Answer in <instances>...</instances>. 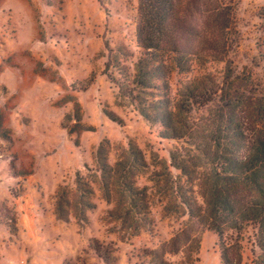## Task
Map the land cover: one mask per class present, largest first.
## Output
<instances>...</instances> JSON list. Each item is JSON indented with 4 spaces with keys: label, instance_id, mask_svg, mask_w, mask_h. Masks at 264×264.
<instances>
[{
    "label": "rangeland",
    "instance_id": "1",
    "mask_svg": "<svg viewBox=\"0 0 264 264\" xmlns=\"http://www.w3.org/2000/svg\"><path fill=\"white\" fill-rule=\"evenodd\" d=\"M225 1L233 19L224 65L259 82L264 0ZM136 8L0 0V264H181L166 242L184 219L165 214L170 189L151 179L179 142L160 137L118 87L140 55ZM142 185L154 187L150 207H128L131 187ZM189 264H222L214 232L201 233Z\"/></svg>",
    "mask_w": 264,
    "mask_h": 264
},
{
    "label": "trees",
    "instance_id": "2",
    "mask_svg": "<svg viewBox=\"0 0 264 264\" xmlns=\"http://www.w3.org/2000/svg\"><path fill=\"white\" fill-rule=\"evenodd\" d=\"M136 10L140 55L135 73L117 86L148 123L160 126V137L179 142L169 151V166L151 172L154 183L165 179L170 189L165 214L179 212L184 219L166 244L189 264L198 259L201 233L208 230L217 236L222 264H264V69L256 82L224 65L232 5L137 0ZM128 149L142 157L135 144ZM131 189L137 199L130 197L128 207L149 208L144 198L154 187Z\"/></svg>",
    "mask_w": 264,
    "mask_h": 264
}]
</instances>
